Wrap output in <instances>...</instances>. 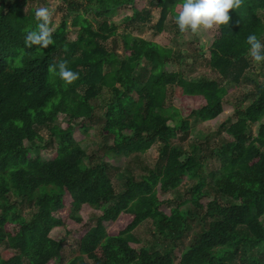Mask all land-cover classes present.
Instances as JSON below:
<instances>
[{
    "label": "trees",
    "instance_id": "obj_1",
    "mask_svg": "<svg viewBox=\"0 0 264 264\" xmlns=\"http://www.w3.org/2000/svg\"><path fill=\"white\" fill-rule=\"evenodd\" d=\"M62 1L64 18L52 42L40 48L25 41L35 30L36 10L25 12L26 0H0V264L55 263L62 241L49 232L66 218L81 225L82 205L100 215L80 236L78 255L65 264H174L173 252L193 226L197 230L178 264H264V84L248 79L250 102L235 110L224 130L227 140L209 148L217 169L204 172L206 155L197 147L185 152L170 144L177 133L188 132L189 119L207 122L221 114L226 87L250 70L246 37L254 33L264 42V0H241L236 11L229 10L228 26L215 29L207 64L219 80L165 71L176 58L173 50L130 34L121 36V53L107 50L102 42L116 34L110 16L133 0ZM149 1L158 9L153 27L161 33L182 0ZM66 17L73 41L67 39ZM137 18L132 8L124 21ZM61 61L78 73L71 84L55 74ZM102 92L107 98L100 102ZM169 96L180 106L172 112L165 107ZM96 111L100 132L111 144L92 156L72 133L78 119L90 120ZM59 114L68 118L65 127L56 122ZM43 128L57 142L50 160L29 156ZM155 142L158 160L146 167L140 156ZM120 157L145 173L136 178L126 170L116 192L107 161ZM184 178L190 180L187 197L166 201L164 213L157 189L173 191ZM24 204L34 208L28 217L20 212ZM144 222L152 230L136 250L134 230ZM107 223L120 228L108 234Z\"/></svg>",
    "mask_w": 264,
    "mask_h": 264
},
{
    "label": "rangeland",
    "instance_id": "obj_2",
    "mask_svg": "<svg viewBox=\"0 0 264 264\" xmlns=\"http://www.w3.org/2000/svg\"><path fill=\"white\" fill-rule=\"evenodd\" d=\"M26 2L25 12H28L29 8L36 10L41 7L47 8L50 11V22L52 23L51 32L64 18L66 6L62 0H26ZM180 7L181 6L175 7L176 13L179 12ZM132 8L137 11L138 18L132 21H124L126 17L132 16ZM87 17L92 20L93 16L91 13H88ZM157 19L158 9L150 4L149 0H133L132 6L122 7L110 16L111 23L116 26V34L102 43L107 50L112 49L117 53H121V36L123 34L126 33L140 37L173 50L176 58L164 66L165 71H179L188 79L206 78L219 80L218 75L211 71V68L207 64L208 47L215 35V29L204 30L199 34H193L189 31L180 32L176 26L175 19L169 16L162 32L156 33L153 26ZM66 21L68 22L69 28L67 39L73 41L76 38V34L75 30L69 25L70 17H66ZM248 59L251 64L250 70L244 72L243 77L241 79L239 78L237 84H228L226 87L227 93L224 97L221 114L215 119L207 122L189 119L190 124L188 132L186 134L177 133V135L170 140V144L181 148L185 152L190 151L194 146L197 147V151L199 150L200 154L206 155L204 172L217 169L219 166L214 157H209V148L217 145L221 141L227 140L228 136L225 134L224 130L234 121L235 110L237 108H243L250 102L247 94L252 91L253 85L249 80L264 84L262 64L253 62L250 56H248ZM245 76L247 79L244 78ZM102 98H107L106 92H102L98 100L101 102ZM165 107L169 112H172L171 109L173 108H179L178 99L169 96L165 101ZM98 113L99 112L96 111L90 120L82 121L78 119L83 123V126L80 122L79 124H75L72 133L75 142L92 156L102 155L105 149H107V146L111 144L110 137L100 132ZM67 120L68 118L65 115L59 114L56 122L61 127H65ZM256 129V126H252L251 132L253 135H255ZM39 134L43 139L41 141H35V146L31 147L29 150V156L31 158L39 156L43 160H50L55 156L57 142L55 138L50 137L49 131L44 128L40 130ZM159 147V142H155L140 156L142 165L149 167L157 162ZM107 164L109 165L108 174L116 192L121 190L123 181L119 176L122 174L126 175V170L129 169L136 178L139 174L145 173L138 167L135 161L130 163L129 157L110 159L107 161ZM189 181L188 178H184L177 189L166 193H162L157 189L158 199L164 202L161 205V210L164 213L168 214L170 207L166 201H181L187 197L186 188L189 185ZM210 199H212V197L205 198L202 200V203ZM33 210L34 208L28 204H24L20 212L23 216L28 217ZM78 215L83 222L81 225L73 224L66 218L63 226L55 227L49 232L50 238L62 241V249L59 260L55 261V263L49 262L47 264H65L69 259L78 255V240L90 226L94 225L96 218L100 215V210L82 205L78 211ZM261 221L264 225V217H262ZM105 227L108 234H115L120 228V225L118 223H107ZM151 230L152 227L149 222H144L136 228V230H134V235L140 242L133 244L132 247L138 250L142 243L148 238ZM196 230V226H193V231L183 236L179 247L173 252L174 264H178L180 251L189 244L193 237V232ZM0 249H2V247ZM23 264L26 263L24 262ZM89 264L93 263L90 261Z\"/></svg>",
    "mask_w": 264,
    "mask_h": 264
},
{
    "label": "clouds",
    "instance_id": "obj_3",
    "mask_svg": "<svg viewBox=\"0 0 264 264\" xmlns=\"http://www.w3.org/2000/svg\"><path fill=\"white\" fill-rule=\"evenodd\" d=\"M240 5L241 0H182L180 10L175 15V23L180 32L189 31L193 34L217 29L221 25L228 26L229 10L236 11ZM34 16L37 24L35 30L26 34V44L45 48L52 42L51 13L47 8L41 7L36 9ZM246 44L252 61L264 63V43L253 33L246 37ZM54 71L65 84H71L78 78V73L66 67L64 61L59 62Z\"/></svg>",
    "mask_w": 264,
    "mask_h": 264
}]
</instances>
